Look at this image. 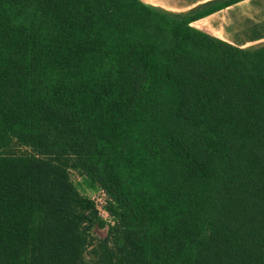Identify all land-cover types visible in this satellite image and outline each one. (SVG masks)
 Returning <instances> with one entry per match:
<instances>
[{
  "label": "trees",
  "instance_id": "trees-1",
  "mask_svg": "<svg viewBox=\"0 0 264 264\" xmlns=\"http://www.w3.org/2000/svg\"><path fill=\"white\" fill-rule=\"evenodd\" d=\"M238 1L0 0V264H86L70 170L114 264H264V43L190 26Z\"/></svg>",
  "mask_w": 264,
  "mask_h": 264
},
{
  "label": "crops",
  "instance_id": "crops-1",
  "mask_svg": "<svg viewBox=\"0 0 264 264\" xmlns=\"http://www.w3.org/2000/svg\"><path fill=\"white\" fill-rule=\"evenodd\" d=\"M164 12L183 13L212 0H140ZM190 26L234 47L264 43V0H240Z\"/></svg>",
  "mask_w": 264,
  "mask_h": 264
},
{
  "label": "rangeland",
  "instance_id": "rangeland-1",
  "mask_svg": "<svg viewBox=\"0 0 264 264\" xmlns=\"http://www.w3.org/2000/svg\"><path fill=\"white\" fill-rule=\"evenodd\" d=\"M9 150L12 152H23L25 148L13 145ZM69 178L79 194L93 202L98 218L97 222L86 231V247L84 249L85 263L114 264L102 257V255L104 256L103 251L98 247L99 240L103 239L107 234H110L111 227L116 224L115 218L109 210L110 198L100 186H91L84 177L75 171H69ZM108 249H114L113 245H111V238Z\"/></svg>",
  "mask_w": 264,
  "mask_h": 264
}]
</instances>
